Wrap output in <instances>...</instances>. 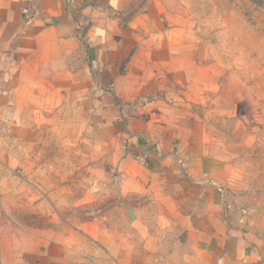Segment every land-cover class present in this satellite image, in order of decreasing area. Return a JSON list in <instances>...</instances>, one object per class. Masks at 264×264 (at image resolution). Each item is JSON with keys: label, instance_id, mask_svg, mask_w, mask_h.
Wrapping results in <instances>:
<instances>
[{"label": "crops", "instance_id": "crops-1", "mask_svg": "<svg viewBox=\"0 0 264 264\" xmlns=\"http://www.w3.org/2000/svg\"><path fill=\"white\" fill-rule=\"evenodd\" d=\"M175 5L0 0V198L50 167L37 146L44 127L61 159L79 140L95 178L116 176L131 224L123 239L89 226V240L17 225L0 208V264H249L211 147L181 120L197 74L188 47L174 46Z\"/></svg>", "mask_w": 264, "mask_h": 264}, {"label": "rangeland", "instance_id": "rangeland-1", "mask_svg": "<svg viewBox=\"0 0 264 264\" xmlns=\"http://www.w3.org/2000/svg\"><path fill=\"white\" fill-rule=\"evenodd\" d=\"M169 1L181 19L174 46L188 47L197 74L185 87L181 120L189 136L204 137L211 147V162L220 167L217 179L226 191L228 220L235 237L253 252L249 264H264V0ZM45 133L42 127L37 146L50 167L36 185L5 186L0 208L6 216L1 219L15 216L17 225L79 232L89 240L91 227L109 236L110 228L125 238L131 224L116 176L95 178L91 163L77 152V143L88 149L79 140L68 143L66 161L61 159L60 141ZM44 146L51 148L49 154Z\"/></svg>", "mask_w": 264, "mask_h": 264}, {"label": "built area", "instance_id": "built-area-1", "mask_svg": "<svg viewBox=\"0 0 264 264\" xmlns=\"http://www.w3.org/2000/svg\"><path fill=\"white\" fill-rule=\"evenodd\" d=\"M141 161L146 162V156L141 157Z\"/></svg>", "mask_w": 264, "mask_h": 264}]
</instances>
